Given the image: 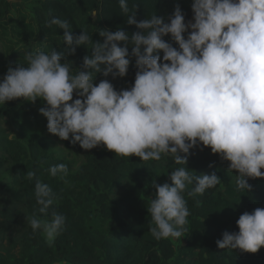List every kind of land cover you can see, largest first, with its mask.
Returning a JSON list of instances; mask_svg holds the SVG:
<instances>
[{
    "label": "clouds",
    "instance_id": "clouds-1",
    "mask_svg": "<svg viewBox=\"0 0 264 264\" xmlns=\"http://www.w3.org/2000/svg\"><path fill=\"white\" fill-rule=\"evenodd\" d=\"M118 2L127 24L139 31L103 29L100 43L84 30L73 35L68 21L52 17L46 23L64 30L63 50L38 49L26 54V66H9L0 80V105L40 99L47 131L61 140L71 137L84 150L103 145L142 161L171 157L179 165L167 173L171 184L152 181L147 212L155 226L149 231L156 240L180 238L190 215L184 193L202 196L221 183L215 172L189 171L190 150L208 147L230 162L238 192L251 191L250 178L264 179V0H192L187 22L178 3L165 22L157 14L138 21V5L129 14L128 0ZM90 42L91 55L74 72L67 57ZM133 58L134 83L117 90L107 77H125ZM98 73L105 79L97 84ZM16 138L9 132L7 139ZM49 172L67 176L68 166L53 165ZM26 176L35 181L39 213L48 217L57 192L34 171ZM66 219L52 210L50 219L33 216L29 224L52 243L65 231ZM236 225L238 232L226 230L216 240L219 249L257 253L264 247V208L243 212Z\"/></svg>",
    "mask_w": 264,
    "mask_h": 264
},
{
    "label": "trees",
    "instance_id": "trees-1",
    "mask_svg": "<svg viewBox=\"0 0 264 264\" xmlns=\"http://www.w3.org/2000/svg\"><path fill=\"white\" fill-rule=\"evenodd\" d=\"M163 2L128 0L129 14L138 5V21L157 14L167 22ZM180 7L185 14L190 10L186 4ZM52 17L68 21L73 35L84 30L100 43L103 29H121L129 35L139 31L127 24L118 0H25L22 4L0 0V50L25 65L29 52L63 50L64 30L46 23ZM92 47L91 42L82 45L67 57L74 72L82 67L83 57L91 55ZM136 71L133 58L125 77L107 79L117 90L126 89L134 83ZM103 79L98 73L95 83ZM29 104L34 105L22 98L8 101L5 114H0V121L9 123L17 137L0 136V264H264V247L246 253L216 245L224 231H239L236 220L243 212L264 208V179L250 178L251 191L238 192V173L228 171L230 162L208 147L190 150L189 171L196 176L215 172L221 183L202 196L184 193L190 215L182 243L156 240L149 231L155 225L147 212L155 194L152 181L171 184L167 173L179 165L169 156L159 161L117 156L103 145L84 150L70 143L71 137L61 140L49 133L47 119ZM60 163L68 166V175L51 176L50 167ZM29 171L58 194L48 217L38 211L35 181L26 176ZM52 210L67 219L65 231L49 243L41 231L33 232L29 220L33 216L50 219Z\"/></svg>",
    "mask_w": 264,
    "mask_h": 264
},
{
    "label": "rangeland",
    "instance_id": "rangeland-1",
    "mask_svg": "<svg viewBox=\"0 0 264 264\" xmlns=\"http://www.w3.org/2000/svg\"><path fill=\"white\" fill-rule=\"evenodd\" d=\"M9 2H17V3H24L25 0H8ZM191 2L192 0H164L163 2V12L165 16H169L174 11V6L178 3L180 6L185 5L190 8V10L185 14V21L191 20L192 18V11H191ZM168 22V21H167ZM187 35V34H185ZM17 63L23 64L21 60H15L8 55L7 51L0 50V80H2L3 76L6 74L7 68L9 66L15 67ZM25 65V64H24ZM26 66V65H25ZM74 95V99H75ZM30 106L28 108H31V110L39 111V108L43 106V102L40 99H37L36 103L34 105L29 104ZM6 103L5 105H0V114H3L6 112ZM5 114V113H4ZM10 133H14V129L12 128L9 123H6L5 121H0V136H8ZM172 242L175 244H180L183 242V238H171ZM57 264H66V263H57Z\"/></svg>",
    "mask_w": 264,
    "mask_h": 264
}]
</instances>
